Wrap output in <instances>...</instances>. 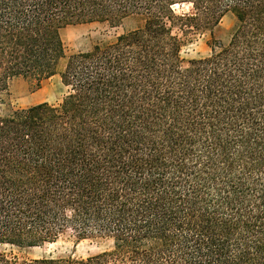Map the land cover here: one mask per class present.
Masks as SVG:
<instances>
[{
	"label": "trees",
	"instance_id": "16d2710c",
	"mask_svg": "<svg viewBox=\"0 0 264 264\" xmlns=\"http://www.w3.org/2000/svg\"><path fill=\"white\" fill-rule=\"evenodd\" d=\"M226 14L227 42L184 60ZM131 15L65 55V27ZM56 73L59 103L0 114V243L111 247L0 264H264V0H0V100Z\"/></svg>",
	"mask_w": 264,
	"mask_h": 264
},
{
	"label": "rangeland",
	"instance_id": "374dc122",
	"mask_svg": "<svg viewBox=\"0 0 264 264\" xmlns=\"http://www.w3.org/2000/svg\"><path fill=\"white\" fill-rule=\"evenodd\" d=\"M233 19L230 14L224 15L212 29H205L191 36L181 50L184 60L200 58L211 53V44H225ZM140 26L136 15L120 20H104L77 25H69L62 30L65 55L91 48L95 44H104L114 40L118 35ZM217 49V48H216ZM65 58L59 60L57 71L63 68ZM9 96L0 100V114L11 110L26 108L41 102L57 104L66 93L59 74L56 73L40 84L32 78L16 77L8 85ZM111 242L99 237H78L71 230L60 234L53 242L38 246H20L0 243V254L8 258L29 259L41 257H86L108 250Z\"/></svg>",
	"mask_w": 264,
	"mask_h": 264
}]
</instances>
